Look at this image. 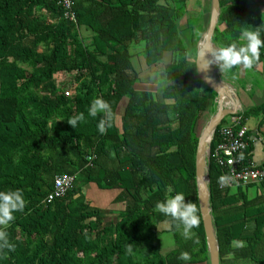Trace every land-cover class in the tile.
Here are the masks:
<instances>
[{"label":"trees","instance_id":"16d2710c","mask_svg":"<svg viewBox=\"0 0 264 264\" xmlns=\"http://www.w3.org/2000/svg\"><path fill=\"white\" fill-rule=\"evenodd\" d=\"M73 1L77 23L59 0H0V190H21L26 202L0 226L15 245L0 249V264H184L183 251L191 264H211L201 210L191 239L155 210L177 192L200 209L196 152L201 118L216 111L217 92L200 78L182 35L192 0ZM220 4L214 42H236L243 28L264 36L258 8L242 0ZM198 42L193 37L191 46ZM143 72H160L166 87L156 91L158 79L148 83ZM59 73L75 74L72 93L58 87ZM97 97L112 110L105 134L98 130L102 115H88ZM80 113L85 120L74 128L68 119ZM254 114L264 121V102L242 115ZM220 126L208 164L220 264H264V182L226 184L229 171L214 157ZM244 160L251 161L249 148ZM69 175L76 178L65 193L48 200L55 179ZM91 183L118 190L112 203L126 205L112 212L115 220L105 221L112 213L90 201ZM162 222L176 240L165 255Z\"/></svg>","mask_w":264,"mask_h":264},{"label":"clouds","instance_id":"9594fccd","mask_svg":"<svg viewBox=\"0 0 264 264\" xmlns=\"http://www.w3.org/2000/svg\"><path fill=\"white\" fill-rule=\"evenodd\" d=\"M264 48V36L260 28H243L236 42L218 48H207L198 52L196 66L200 71H207L211 65H218L221 72L232 70L237 66L244 69H251L261 58V49ZM210 53V57L207 55ZM88 115L96 117L102 115L98 123V130L105 134L108 127H111L112 110L110 103L101 97L93 99ZM227 117V116H226ZM226 117L224 119H226ZM85 120V115L80 113L68 122L76 128L78 122ZM25 199L21 190L9 189L0 190V226H7L15 219V213L23 211ZM155 210L170 217L176 226L183 225V235L191 239L195 236L192 231L200 224V209L195 202L186 200L183 192L166 197L163 201H157ZM7 248L14 250L15 245L10 242L8 233L0 230V249ZM179 259L184 264H191L192 256L187 251L180 253Z\"/></svg>","mask_w":264,"mask_h":264},{"label":"water","instance_id":"95a60500","mask_svg":"<svg viewBox=\"0 0 264 264\" xmlns=\"http://www.w3.org/2000/svg\"><path fill=\"white\" fill-rule=\"evenodd\" d=\"M221 10L220 0H211V16L206 34L202 41L199 42L197 54L200 50L207 48H216L213 37L218 27L219 15ZM210 57V53L207 54ZM198 55L196 56V62ZM216 65L213 64L205 71H200L197 68L198 74L202 81L208 87L217 92V109L205 128L203 129L196 152V178L198 187V199L200 210L204 222L205 232L208 241V249L210 252L211 264H220V251L217 235L215 232L212 208L210 203V188H209V159L208 153L211 150V141L217 127L222 123L223 119L237 112L240 97L229 82L219 79L215 75ZM230 100L231 106L226 103Z\"/></svg>","mask_w":264,"mask_h":264},{"label":"rangeland","instance_id":"374dc122","mask_svg":"<svg viewBox=\"0 0 264 264\" xmlns=\"http://www.w3.org/2000/svg\"><path fill=\"white\" fill-rule=\"evenodd\" d=\"M242 3L249 8H257V6L253 0H242ZM206 8L208 9L207 12H205ZM210 16H211V0H192V2L190 4V9L188 11V17L190 18V21H189L190 25H189V27H187L184 30L182 35H183L185 42L188 44L192 55L195 58L197 56V50H198L199 42L203 40V38L206 34V31H207V28L209 25V21H210ZM186 18L187 17H184V19H182V21L180 23L181 26H186V24H187ZM85 31H86V29H83V34H85ZM88 32L92 33L89 30H88ZM193 37L199 38V42L195 46H191V39ZM131 52H132V49H131ZM143 60L144 59L142 57L141 61H143ZM134 63H135V66L140 69L139 61L135 60ZM229 71H231L232 73H236V72H233L234 70H229ZM253 73H254V71L252 69H246V71L243 74H241L240 79H242V81H245V80L250 81L256 89L257 86H260V76L257 75L255 77V73H254V76L252 75ZM150 76H151L150 77L151 79L156 80L161 75H160V72H155L154 75L151 74ZM145 79H147V78H145ZM151 79H149V80H151ZM156 81H157L156 82L157 88L155 89L156 91H157V89L161 91L162 89H164V87H166V85L168 83L167 81H162V80L159 81V79ZM57 85L59 88H62L69 93H72L74 91V87L76 85L75 74L74 73H59L57 75ZM137 85L139 87L145 86L141 82H139V83L137 82ZM126 102H127V98H123L121 101V104L119 106V109H118L119 115L123 112V107H124ZM215 108L217 109V106ZM214 113L215 112L212 113V110H207L204 113V115L202 116L201 120L204 121L207 125V123L209 122V120L211 119V117L213 116ZM229 118H230V116L228 115L226 117V121ZM259 119H260V115L254 114V116H251L248 119V126H251V127L254 126L255 124H257ZM86 193H87V195H90L89 199L93 205H95L99 208H102L105 211L106 210L107 211H120V210H123L125 208L126 204H124V203H112V199L118 193L117 189H100L95 184L91 183V184L87 185ZM114 216H115V214L108 215L107 218L105 219V221L109 222V221L115 220ZM168 225L169 224L167 222H162L159 224V229H160L159 235H160L161 240H162V251H161V253L164 255L176 247V240H175L173 233L170 231L163 230L164 228L168 227Z\"/></svg>","mask_w":264,"mask_h":264},{"label":"built area","instance_id":"2783aa9c","mask_svg":"<svg viewBox=\"0 0 264 264\" xmlns=\"http://www.w3.org/2000/svg\"><path fill=\"white\" fill-rule=\"evenodd\" d=\"M59 2L64 7L65 17L77 23L76 13L73 10L74 1L59 0ZM242 114L243 109L238 106L237 112L230 114V118L221 123L218 134L220 141L214 152V157L219 165L226 167L229 171V177L226 179V184L229 187L261 184L264 182V163L256 164L253 161L246 162L244 160V153L248 149L250 136L249 128L246 126ZM255 135L260 141L264 142V132L258 130ZM211 154L210 150L208 159H210ZM89 159H92V156ZM75 178V175L58 176L55 179L54 190L48 196V200L63 195Z\"/></svg>","mask_w":264,"mask_h":264},{"label":"crops","instance_id":"0c3cea01","mask_svg":"<svg viewBox=\"0 0 264 264\" xmlns=\"http://www.w3.org/2000/svg\"><path fill=\"white\" fill-rule=\"evenodd\" d=\"M253 1L264 18V3H261V2H264V0H253ZM221 29H223V27H221ZM85 35L90 36L92 35V33L85 31ZM215 44H216V48L223 47L222 44H217L216 42ZM251 69L254 71L255 77L257 75L260 76V86H257L256 89L250 81H246V80L242 81V79H240L241 74H243L246 71V69L240 66H237L234 69H232L234 70L233 72H236V73H232L229 70L225 72H221L218 65H216V68H215V75L219 79L229 82L234 88V90L236 91V93L239 95L240 97L239 106H241L243 110L264 102V60L258 62L257 65ZM254 73L252 74L253 76H254ZM143 78L145 81L148 80V83H153L154 81L153 79L150 78L149 73L146 74V72H143ZM226 104L228 106H231L232 102L228 100ZM216 106H218L217 101H216ZM248 119L245 120L246 126H248ZM261 119H262V115H260V119L257 122V124H255L252 127L248 126L249 136H250V142H249L248 148L251 154V161L255 162L256 164L264 163V142L260 141L259 138L255 135V133L258 130H260L261 132H264V121L260 123ZM109 212L112 213L113 211H109Z\"/></svg>","mask_w":264,"mask_h":264},{"label":"bare ground","instance_id":"6f19581e","mask_svg":"<svg viewBox=\"0 0 264 264\" xmlns=\"http://www.w3.org/2000/svg\"><path fill=\"white\" fill-rule=\"evenodd\" d=\"M230 101V100H229Z\"/></svg>","mask_w":264,"mask_h":264}]
</instances>
